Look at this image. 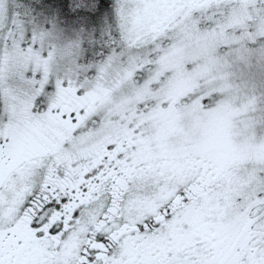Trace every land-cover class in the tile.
<instances>
[{"label":"snow or ice","instance_id":"obj_1","mask_svg":"<svg viewBox=\"0 0 264 264\" xmlns=\"http://www.w3.org/2000/svg\"><path fill=\"white\" fill-rule=\"evenodd\" d=\"M0 264H264V0H0Z\"/></svg>","mask_w":264,"mask_h":264}]
</instances>
